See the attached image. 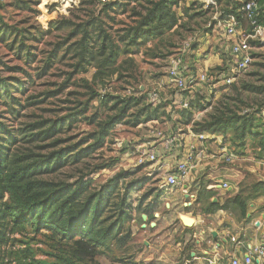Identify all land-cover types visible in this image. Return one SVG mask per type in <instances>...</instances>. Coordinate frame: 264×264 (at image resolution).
Wrapping results in <instances>:
<instances>
[{"label": "rangeland", "instance_id": "rangeland-1", "mask_svg": "<svg viewBox=\"0 0 264 264\" xmlns=\"http://www.w3.org/2000/svg\"><path fill=\"white\" fill-rule=\"evenodd\" d=\"M20 1H22L19 3L20 6L15 7V0H0V114L15 129L23 131L33 122L44 118H64L78 111L90 95L96 94L85 116H77L68 130L60 135L62 139H66L67 144L84 140V146H86L93 142V138L89 136L99 131L98 121L120 110L121 105H117L114 111H107L114 100L107 103V107L99 106L98 103L102 98L110 96L126 99L141 95L145 103H149L152 107L161 105L164 109V114H161L157 120L140 124H135L132 118L125 117L123 121L110 129L102 145L93 152L91 158L77 166H66L57 174L59 179L71 180L78 173L77 171L81 170L99 185L122 173L125 177L118 182L120 192L122 193L129 185L133 187L127 194L128 202H131L133 206L134 219L129 224L131 240L124 246L115 241L107 242L104 246L98 247L92 259L74 264H188L186 262L189 259L187 248L179 250L176 248L180 236L184 234L181 233V228H178L176 220H170L168 226L159 225L160 223L155 221L156 228L153 233L147 230V226L145 230H142L140 226L142 220L139 217L141 211L136 210L135 207L143 198L144 192L149 189L163 192L168 190L161 184V173L153 172V170L156 171V165L147 163L144 166H135L128 152L132 145L149 139L150 127L187 136L193 132V122H213L215 125L223 126L224 121H228L229 127L224 134L225 143L223 139L221 141L224 145L226 144L225 146L234 157L241 159L242 170L235 177L227 178L228 185L233 187L232 191H216L215 195L218 198L216 202L224 204L225 199H231L239 190L242 191V195L253 196L255 192L251 188L252 184L257 180L264 182V179H260L264 177V157L262 159L258 157V155L261 156V151L257 147V143L264 139V45L252 50L254 55L250 65L237 75L232 84L221 85L220 65L206 70L213 76H209L191 88L178 90L171 85H166L164 72L168 58L181 48L186 39H190L194 43V47L193 45L191 47L195 48L197 35L210 30L209 23L219 16L216 10L218 5L208 4L207 0H179L176 12L180 16V25L165 34L162 40L148 44L150 46H141L140 53L134 55L136 63L134 70L126 69L127 65L124 64L120 69V76L115 73L99 79L94 78L96 69L89 67L85 73L75 74L69 83H65L68 73L72 71L70 65L73 60L70 55L57 60L51 68L44 69V65L47 52L53 47L54 42L64 39L68 29L53 30L49 34L45 32L59 18L66 19L67 27L70 23H79L80 20L85 19L93 0ZM108 1L94 0V3L99 9ZM2 33L6 34L3 40H1ZM13 33L25 35L26 38L20 42L17 36V39L13 40ZM19 44L27 47L34 56L25 57L23 53L19 56L16 51ZM200 57L204 60L203 53H200ZM189 64L186 60L187 68L190 70ZM13 67H19L21 70H15ZM193 67L194 70H190L191 72L205 71H200L199 66ZM20 83H23L22 92L16 90ZM57 88L63 91L56 97L46 98L39 105H31L33 101L45 98L46 93ZM155 88L160 93V100L151 103L147 96ZM11 96L21 101L22 106L18 107L17 113L12 112L14 106L12 99H9ZM191 102L195 107L189 108ZM199 106L204 108L199 109ZM132 108L128 112H133L135 108ZM183 109L191 110L192 117L188 124L181 114ZM93 113L98 115L96 122L90 123L88 118L85 120L84 117H91ZM240 134L244 135V140H240ZM212 141L213 139L210 142ZM260 160L262 165L259 169L250 171L249 164ZM112 161H114L113 165L89 174L94 167ZM71 176L73 178H70ZM143 180L145 183L142 188L135 187V183ZM156 190H152L150 195L142 200L143 204L154 206L159 203V210L165 215L167 209L164 204H171V200L168 196L161 195L162 197H158L159 200L156 202ZM209 201L216 203L213 202V198L206 199L203 205L201 204L203 213ZM252 201L264 207V192ZM144 207L141 208L144 209ZM228 208H230L228 211L233 212L238 220H244L239 218L237 208L230 202ZM174 224L177 226H173ZM248 224L249 230L246 236L253 233L252 224ZM36 239L38 244H32V247L37 249L35 251L37 264H67L65 254H59L61 261L48 256L56 253L52 250L53 242L39 235Z\"/></svg>", "mask_w": 264, "mask_h": 264}, {"label": "trees", "instance_id": "trees-1", "mask_svg": "<svg viewBox=\"0 0 264 264\" xmlns=\"http://www.w3.org/2000/svg\"><path fill=\"white\" fill-rule=\"evenodd\" d=\"M214 1L218 5L216 10L219 16L209 23L210 29L217 22H223L228 15H234L242 25H247L240 7L248 0ZM255 1L259 7L258 21L264 24V0ZM21 2L15 0L14 6H20ZM178 3L179 0H109L98 9L93 0L85 19L79 23H70L67 27L66 19L59 18L54 25L49 26L45 34L53 30L68 31L64 39L54 42L47 52L44 69L51 68L57 60L70 55L73 60L70 65L72 71L68 73L65 83H69L73 75L85 73L89 67L96 69L94 78L99 79L115 73L120 76V69L124 64L127 65L126 69L132 71L136 67L134 55L140 53L141 46H150L148 44L162 40L165 34L180 25V16L176 12ZM12 35L13 40L19 36L20 42L26 38L22 34ZM4 36L6 34L2 33L1 40ZM16 51L19 56L22 53L25 57L34 56L27 47L20 44ZM13 69L21 70L19 67ZM15 81L18 83L17 79ZM22 84H18L17 91L22 92ZM62 91L60 88L49 91L45 98L33 101L31 105H39L46 98L56 97ZM95 95H90L78 111L60 119H40L23 131L15 129L0 114V264H37V249L32 244H38V235L54 244L52 250L58 255L51 253L48 256L61 261L59 254H65L67 264L92 259L98 247L107 242L115 241L124 246L131 240L129 224L134 219L133 206L128 202L127 194L133 187L129 185L120 192L118 182L125 177L122 173L99 185L81 170L77 171L74 178L71 176V180L59 179L57 174L66 166H77L91 158L110 129L125 117L140 124L157 120L164 114V109L161 105L152 107L145 103L141 95L126 99L107 96L100 99L98 105L107 107V103L114 100L107 111H114L117 105H121L119 112L106 115L98 121L99 131L89 136L93 138L91 144L84 146V140L67 144L66 139H62L60 135L68 130L77 116H85ZM9 99H12L14 106L12 112L17 113L18 107L22 106L21 101L12 96ZM190 107H195L193 102L189 104ZM131 108L134 111L128 112ZM198 108L203 109L204 106ZM181 114L188 124L192 117L191 110L183 109ZM84 118L94 123L98 115L93 113L91 117ZM228 127V121H224L223 126L213 122L192 123L194 133L219 136L224 143ZM239 137L244 140L243 134ZM257 147L261 151V156L258 157L262 159L264 139L257 143ZM113 164L114 161L96 166L89 174ZM144 183L145 180L134 185L142 188ZM251 188L255 192L253 196L242 195L239 190L231 199H225L224 204L209 201L207 209H204L205 213L228 210L230 202L237 208L239 218L245 219L248 204L264 192V182L257 180ZM152 190L156 189L144 192L136 210L147 214L150 205H144L142 200ZM156 191L155 197L158 198L161 190ZM213 196L215 193L212 191L205 194L200 192L197 201L203 205L206 199L210 200ZM143 206L144 209L141 208Z\"/></svg>", "mask_w": 264, "mask_h": 264}, {"label": "crops", "instance_id": "crops-1", "mask_svg": "<svg viewBox=\"0 0 264 264\" xmlns=\"http://www.w3.org/2000/svg\"><path fill=\"white\" fill-rule=\"evenodd\" d=\"M243 26H246L244 24ZM196 47L192 48L187 54L186 59L188 66L193 71V66H199V70H208L213 66H220L229 64V47L228 42L222 36L221 23L217 22L210 30L202 33L200 32L196 37ZM194 47V43H193ZM200 53H203V59L200 57ZM165 73V72H164ZM164 82L167 83L166 76H164ZM180 146L173 149L170 153L163 155V157L152 163L156 165V171L161 173V184L163 185V179L168 171H171L177 162H180L186 158L189 153V146L193 145L191 149L192 161L191 167L181 176L178 177L179 184L171 189H167V192L161 191L160 196H168L171 200L170 203H165L166 214L163 215L159 210V203L154 206H150L147 210L146 220H142V213H139V217L142 220L140 226L142 230H145L146 226H143V222L149 223L147 227L150 233L156 228L155 221L159 222V225L168 226L170 220H176L178 228H181L180 241L177 242L176 248H187L189 259L186 260L188 264H195L201 261L202 255L208 250L210 245H218L217 251L222 256H242L245 250L250 245L260 244L264 239V207L258 205L257 202L251 201L249 211L246 214V220H238L233 212L228 210H216L212 213H203L201 203L198 202V194L201 192L205 194L208 191L216 193L220 189L217 186V182L225 181L227 178H233L241 172V159L233 156L231 163H225L223 161V153L221 152L220 137H216L212 142L211 140L200 143L193 137L180 134ZM250 171H256L262 165L261 160L250 163ZM152 173V172H151ZM149 173V174H151ZM264 179V177H260ZM211 180V181H210ZM213 181V182H212ZM232 185H228L225 189L228 192L233 190ZM187 195V196H186ZM159 196V197H160ZM161 196V197H162ZM212 198H216V195ZM211 198V199H212ZM159 200V198H156ZM168 213V214H167ZM184 215L193 220L190 227H185L180 216ZM244 221L246 223H244ZM257 221H260L258 224ZM253 226V233L246 236L247 230H249V224ZM154 224L152 227L151 225ZM177 226V225H173ZM230 237L235 239L236 242H231ZM186 255V256H187Z\"/></svg>", "mask_w": 264, "mask_h": 264}, {"label": "built area", "instance_id": "built-area-1", "mask_svg": "<svg viewBox=\"0 0 264 264\" xmlns=\"http://www.w3.org/2000/svg\"><path fill=\"white\" fill-rule=\"evenodd\" d=\"M208 4L215 5L213 0H207ZM258 3L255 0L244 2L240 11L243 12L247 20V25L243 26L234 15H228L221 23L222 36L228 42L229 47V64L221 65L220 72L221 85L231 84L237 75L243 72L252 61V50L257 45H264V24L258 21ZM193 43L190 39H186L181 48L168 58L165 76L167 83L178 90H185L193 87L199 82H203L209 76H213L210 72L195 73L191 72L186 65V56L192 49ZM149 102L154 103L160 100V93L155 88L147 96ZM148 140L136 143L130 147L129 156L133 160L135 166H144L147 163H155L159 161L163 155L170 153L173 149L180 146V133L165 132L157 127H150L148 131ZM191 137L203 143L204 141L214 140L216 136L205 133L190 132ZM221 140V137H220ZM221 152L223 153V161L231 163L233 154L222 143ZM194 146H189V153L186 158L177 162L171 171L165 174L163 185L167 189H171L179 184L178 177L184 174L192 165V152ZM220 189H227L228 183L225 181L217 182ZM260 224V221H257ZM149 227V223H143ZM231 242L237 241L235 237H230ZM218 245L212 244L202 255L201 261L195 264H264V239L260 244L250 245L242 256L230 255L222 256L216 249ZM192 264V263H191Z\"/></svg>", "mask_w": 264, "mask_h": 264}, {"label": "water", "instance_id": "water-1", "mask_svg": "<svg viewBox=\"0 0 264 264\" xmlns=\"http://www.w3.org/2000/svg\"><path fill=\"white\" fill-rule=\"evenodd\" d=\"M187 196V195H186ZM217 199L216 198H213V202H216ZM142 220H146V214H142L141 216ZM180 220L182 222V224L185 226V227H190L193 223V220L187 216H184V215H181L180 216ZM144 226V225H143ZM152 227L154 226V224L151 225Z\"/></svg>", "mask_w": 264, "mask_h": 264}]
</instances>
